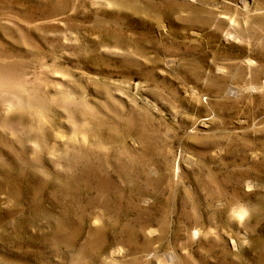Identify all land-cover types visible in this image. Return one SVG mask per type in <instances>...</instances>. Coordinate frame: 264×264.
Instances as JSON below:
<instances>
[{"label":"rangeland","instance_id":"rangeland-1","mask_svg":"<svg viewBox=\"0 0 264 264\" xmlns=\"http://www.w3.org/2000/svg\"><path fill=\"white\" fill-rule=\"evenodd\" d=\"M0 264H264V0H0Z\"/></svg>","mask_w":264,"mask_h":264}]
</instances>
